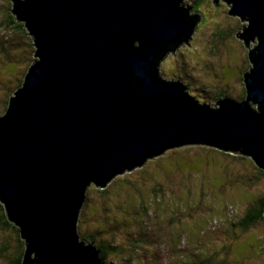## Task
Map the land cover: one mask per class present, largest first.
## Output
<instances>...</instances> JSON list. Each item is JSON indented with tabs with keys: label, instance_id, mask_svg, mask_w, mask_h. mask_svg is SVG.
Returning a JSON list of instances; mask_svg holds the SVG:
<instances>
[{
	"label": "water",
	"instance_id": "95a60500",
	"mask_svg": "<svg viewBox=\"0 0 264 264\" xmlns=\"http://www.w3.org/2000/svg\"><path fill=\"white\" fill-rule=\"evenodd\" d=\"M11 1L36 49L0 117V203L21 264H101L79 233L89 188L169 148L233 144L264 171V0H216L248 23L237 38L251 64L245 100L217 107L159 73L202 19L183 0Z\"/></svg>",
	"mask_w": 264,
	"mask_h": 264
},
{
	"label": "rangeland",
	"instance_id": "374dc122",
	"mask_svg": "<svg viewBox=\"0 0 264 264\" xmlns=\"http://www.w3.org/2000/svg\"><path fill=\"white\" fill-rule=\"evenodd\" d=\"M213 1L183 0L190 14L202 19L189 42L164 58L159 73L166 81L180 82L200 103L217 107L224 98L245 100L242 77L251 64L244 40L237 38L248 23L229 14L230 4L218 1L217 6ZM10 10L11 1L0 0V117L8 96L21 87L31 60L33 64L36 59L32 37L24 28L15 31L13 27L21 23ZM254 46L251 41L249 49ZM153 185L159 188L151 193ZM97 190L89 188L79 225L86 219L98 223L90 226L103 228L96 238L116 247L105 254L106 264L119 260L128 264L126 245L130 264H142L141 258L152 252L166 264H201L207 255L214 257L209 264H264V223L242 229L251 207L264 200V176L248 157L203 145L186 146L116 176L103 193ZM140 205L147 209L145 216L139 213ZM86 225L79 226L82 240H86L82 234L92 232ZM139 228L158 241L149 240L147 247L132 241L130 234L139 237ZM18 237L8 227L0 248L14 246Z\"/></svg>",
	"mask_w": 264,
	"mask_h": 264
},
{
	"label": "trees",
	"instance_id": "16d2710c",
	"mask_svg": "<svg viewBox=\"0 0 264 264\" xmlns=\"http://www.w3.org/2000/svg\"><path fill=\"white\" fill-rule=\"evenodd\" d=\"M11 1V0H10ZM215 2H218V1H216V0H214ZM213 1V2H214ZM220 2H223V1H220ZM11 3H12V1H11ZM10 13H11V10H10ZM231 13V12H230ZM12 14V13H11ZM13 15V14H12ZM12 17V16H11ZM241 20V19H240ZM7 26V25H6ZM10 25L8 24V27H9ZM13 28H15V31H17L18 32V30H21L22 31V29L24 28L25 30H26V28H25V26H24V24L23 23H21V24H17L15 27H13ZM23 29V30H24ZM24 30V31H25ZM27 31V30H26ZM34 46V45H33ZM36 49H35V47H34V51H35ZM34 51L32 52V57H33V53H34ZM247 56H249V54L247 55ZM32 59V58H31ZM30 59V60H31ZM248 60H249V58H248ZM31 65H32V60H31ZM31 67V66H30ZM29 70V69H28ZM28 72V71H27ZM27 72H26V74H27ZM25 74V75H26ZM24 78H25V76L23 77V81H24ZM242 79H243V77H242ZM22 80H21V83H22ZM22 85V84H21ZM13 94V93H12ZM12 95H9L8 96V98H7V100H6V102H5V108H4V113L6 112V110H7V107H8V102H9V99H10V97H11ZM180 144H183V143H180ZM179 146H181V147H172V148H169V149H167L164 153H166L167 151H169V150H174V149H178V148H182V147H186L187 145H179ZM206 146H208V147H210V148H213V149H217V150H219V151H221V152H223V153H227V152H230V151H237V152H242V150L241 149H239L238 148V146H235L234 147V145L233 144H227V143H219L218 145H206ZM164 153H162V154H160V155H157V156H154L153 158H156V157H159V156H161V155H163ZM228 154H230V153H228ZM232 155V154H231ZM246 156V155H245ZM245 156H242V157H245ZM248 157V156H247ZM248 158H250V157H248ZM251 159V158H250ZM150 160V159H149ZM252 160V159H251ZM253 161V160H252ZM147 162V161H146ZM254 163V162H253ZM256 166V165H255ZM257 167V166H256ZM258 168V167H257ZM135 169V168H134ZM133 169V170H134ZM260 174L261 175H263L264 176V171L263 170H261L260 169ZM108 187H106L105 189H98L97 190V192H99V194H100V192H105V190L107 189ZM155 188H159V185H153L152 187H151V189H150V191H151V193H154V192H157L158 190L157 189H155ZM258 198V197H257ZM263 199V198H262ZM262 199H260V201H259V204L257 205V206H255V205H253L252 207H251V209L249 210V212H248V215H249V218H248V220H246L243 224H242V229H244V227L245 226H249V225H254L256 222H262V223H264V200H262ZM253 209L255 210V211H253ZM138 210H139V213H141L140 215L141 216H145V214H146V212H147V209L145 208V207H142L141 205L139 206V208H138ZM148 214V213H147ZM82 219H83V216H82ZM85 220V221H84ZM84 220H81V222H82V224H84L85 223V225L86 226H88V227H91L90 228V230H92V232L91 233H89V232H87V235L88 236H85L84 234H82V238L84 237L85 239H86V241H87V243L89 244L92 240L95 242V247L97 248V250H99V252H100V260H101V264H106L105 263V261L107 260L106 258H105V254H107L109 251L111 252V251H116V247H112L111 245H103V243H101L99 240H98V238H96L99 234H100V232L102 231V229L103 228H101V227H92V226H90V225H92L93 224V226H95V224H98L96 221L93 223V221H91L92 222V224L91 223H88L87 222V220L86 219H84ZM82 224H80L79 226H80V228L82 227ZM251 225V226H252ZM13 227V229L16 231V233L20 236V233H19V230L17 229V228H15L14 226H12L11 224H10V222L8 221V219H7V217H6V214H5V211H4V208H3V206H2V204L0 203V237H2V234H3V232L4 231H7V229H8V227ZM250 227V226H249ZM140 232H142V233H140ZM136 233H137V235L139 236V237H134L132 234H130V237L131 238H133L132 239V241H135V242H137V243H139V244H143L144 246H146V245H148L149 244V240L151 241V239H156L157 241H158V238L157 237H155V238H153L152 236L151 237H148V236H146L147 234L145 233V232H143V231H141L140 230V228H139V231H136ZM146 234V235H145ZM164 243H163V245H167V247H170V244L168 243V242H165V241H163ZM136 243V244H137ZM127 247H128V245H126V249H125V256H124V260L128 263V264H130V259L128 258V249H127ZM147 247V246H146ZM153 248V251H156L154 248H155V246H153L152 247ZM175 247L174 246H172L171 247V250H173ZM24 251H25V244H24V242L21 240V238H19L18 237V239L17 240H15V242H14V246H9L7 249L6 248H0V261H4L6 264H21V262H22V258H23V254H24ZM147 251V250H146ZM148 253V252H147ZM153 253L154 252H152L151 254H149L148 253V255L147 256H143L142 258H141V260H142V264H166V263H163V262H160V259H159V257H152L151 255H153ZM213 255H216V254H213ZM213 256H209V255H207V260L204 262V263H201V264H209L210 262V260L211 261H213ZM166 261V260H165ZM119 264H124L123 262H121L120 260H119ZM167 264H181V263H167ZM193 264V263H192ZM198 264V263H197Z\"/></svg>",
	"mask_w": 264,
	"mask_h": 264
}]
</instances>
